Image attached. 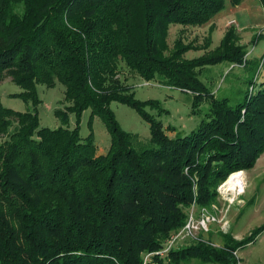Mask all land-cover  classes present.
Listing matches in <instances>:
<instances>
[{"label":"trees","instance_id":"trees-1","mask_svg":"<svg viewBox=\"0 0 264 264\" xmlns=\"http://www.w3.org/2000/svg\"><path fill=\"white\" fill-rule=\"evenodd\" d=\"M224 7L225 0H0V82L10 78L22 89L12 97L31 106L17 112L0 103V264H144L143 254L161 251L185 225L193 203L209 206L230 174L255 166L264 153V82L232 107L199 79L206 67L244 62L236 28L191 59L184 57L191 45L167 44L170 25L201 27ZM119 60L146 82L161 78L192 94V113L206 102L199 126L169 138L145 109L167 111L135 99L119 79ZM57 83L67 103L54 112L61 126L41 128L36 86ZM112 102L148 123V147H132L137 136L119 126ZM87 109L88 126L99 117L109 134L104 155H96L92 133L80 137ZM262 232L264 223L222 249L199 243L152 262L237 264L233 252Z\"/></svg>","mask_w":264,"mask_h":264},{"label":"rangeland","instance_id":"rangeland-1","mask_svg":"<svg viewBox=\"0 0 264 264\" xmlns=\"http://www.w3.org/2000/svg\"><path fill=\"white\" fill-rule=\"evenodd\" d=\"M241 3L236 7H232L229 0H225L224 10L233 11L227 17L235 16V23L232 25L226 24L223 27L226 20L218 18L216 22V15L208 24L201 27L170 25L167 35V44L170 49L173 42L178 39L184 44L191 45L193 49L184 54L186 59H191L216 48L228 27L233 26L236 28L239 36L238 43L244 47L246 52L244 62L241 65L221 63L206 67L199 75V79L208 87L215 98L228 99L229 105L232 107L243 101H249L259 85L264 82V14L262 13V7L259 0H245L244 3ZM16 11L21 13L20 8H16ZM244 19L250 21V24L245 26L247 29H242L240 24L241 20ZM210 27L213 31L210 36V43L207 45L206 39L209 36ZM118 69L120 81L130 88L135 99L142 102L158 101L161 107L167 111L158 115L155 110L148 107L145 109L162 123L169 138L184 137L190 134L204 119V114L208 110L206 102L200 105L196 113H192V94L164 85L161 78L146 82L134 72L129 71L121 60L118 61ZM36 90L41 100V104L37 108L39 126L41 128L57 129L61 126V122L54 112L56 109L64 110L67 105L64 102V86L57 83L49 89L38 84ZM20 92H22V89L6 77L0 82V103L3 107L13 111H30V104L12 97L13 94ZM110 109L113 111L119 126L124 131L137 136V139L132 143L134 149L139 150L142 147L149 146V125L133 108L112 102ZM89 116V109L85 110L81 116L80 137L84 139L92 133L96 155H104L110 145L109 134L99 117H94L92 125L89 127ZM74 122V116L72 115L69 119L71 128L74 127ZM167 127H171L173 130L168 131L166 130ZM240 172L244 175L243 192L238 196H232L230 192L219 189L232 173L223 183L217 186L214 202L209 206L200 207L193 203L188 210V215L192 212L195 221L200 220L202 213L214 217L215 221L208 224L206 230L201 229L195 232L193 238H179L177 244L170 250L199 243L214 249H222L225 247L226 239H232L235 242L241 241L264 223V153L252 169ZM196 190V186H193L194 198L196 197ZM228 198L233 201L229 203ZM223 222H227L224 227ZM181 229L170 233L163 243L162 255L159 254L160 250L155 253L143 254L144 264H155L152 262L153 256L166 258L170 251L169 249L166 251L167 253L164 251L167 249L168 241L177 236ZM233 256L238 260L237 264H264V232L253 243L234 251ZM180 264L207 263L192 259Z\"/></svg>","mask_w":264,"mask_h":264},{"label":"built area","instance_id":"built-area-1","mask_svg":"<svg viewBox=\"0 0 264 264\" xmlns=\"http://www.w3.org/2000/svg\"><path fill=\"white\" fill-rule=\"evenodd\" d=\"M234 23H235V21H230L229 22V25H232ZM223 186H224V184L219 189H221V191L224 190V191H226V192L229 193L230 191L229 190H226L225 187H223ZM230 194L232 196H236V195L238 196V195H240L238 193L232 194L231 192H230ZM227 201L229 203H231L233 200H231V198L230 199L228 198ZM214 221H215V218L214 217H211L210 215L204 214V213H202V216H201L200 220L195 221L194 220V217H193V214L191 212V214L188 215V219H187L186 224L178 232L177 236L173 237L171 240L168 241V243L166 245L167 249L164 250V251L166 252L168 249L170 250V248H173V246L177 244V242H178L177 240L179 238H193V235H194L195 232H197V231H199L201 229L206 230L208 224H210V223H212ZM226 224H227V222H223V227L226 226ZM159 254L162 255L163 254V250H161Z\"/></svg>","mask_w":264,"mask_h":264},{"label":"bare ground","instance_id":"bare-ground-1","mask_svg":"<svg viewBox=\"0 0 264 264\" xmlns=\"http://www.w3.org/2000/svg\"><path fill=\"white\" fill-rule=\"evenodd\" d=\"M243 176L242 172L233 173L224 183L223 187H225L226 190H229L232 194H241L245 185Z\"/></svg>","mask_w":264,"mask_h":264},{"label":"crops","instance_id":"crops-1","mask_svg":"<svg viewBox=\"0 0 264 264\" xmlns=\"http://www.w3.org/2000/svg\"><path fill=\"white\" fill-rule=\"evenodd\" d=\"M244 1L245 0H243L242 1V3H244ZM241 3V4H242ZM263 11V10H262ZM232 12L233 11H229V10H224L223 12H221L219 15H217L216 16V22H217V19L218 18H221V19H225L226 20V23H225V25L223 26V27H225L226 26V24H228L229 25V22L230 21H235V19H234V17L235 16H232V17H230V18H228L227 16H230V14H232ZM263 13V12H262ZM234 14V13H233ZM264 14V13H263ZM246 17H247V15H245ZM245 17V18H246ZM228 18V19H227ZM217 24V23H216ZM240 24L242 25V29H247L245 26L247 25V24H250V21H248V20H246V19H244V20H241V22H240ZM244 174H245V172H244ZM243 178H244V176H243Z\"/></svg>","mask_w":264,"mask_h":264}]
</instances>
